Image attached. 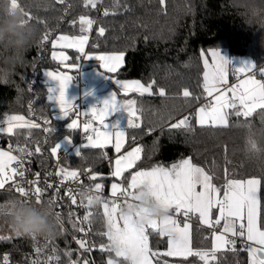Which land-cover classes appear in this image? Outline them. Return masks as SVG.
<instances>
[{
    "label": "trees",
    "instance_id": "trees-1",
    "mask_svg": "<svg viewBox=\"0 0 264 264\" xmlns=\"http://www.w3.org/2000/svg\"><path fill=\"white\" fill-rule=\"evenodd\" d=\"M25 11L31 13L32 23L37 25L40 40L28 53V58L7 85H0V120L5 115H21L26 120H35L42 127L29 129L17 128L13 134L3 135V144L26 143L29 139L33 145H39L41 152L32 162L37 173L46 174L54 165L55 157L50 148L56 143L70 137L78 141V133L68 125L73 115L56 119V110L48 99V84L43 80L44 72L60 71L63 66L52 58L56 50L51 41L61 34L80 35L79 16L86 15L97 22L93 24L86 51L99 53H124V65L116 77L126 80H140L142 83L155 81L151 95H132L137 100V107L142 108L140 127L131 130L128 145L137 141L142 145L143 157L134 167L150 168L157 164L165 167L181 159L191 157L193 162L204 167L212 176L213 182L222 188L226 178L247 179L251 176L264 177V155L250 156L246 151L245 123L251 122L257 128L262 126L260 110L249 118L229 117L226 127H201L195 123V109L202 104L199 101L186 100L182 96L187 87L196 95L202 94L204 65L201 51L207 53L210 48L225 50L232 57H250L256 67L264 65V22L249 19V0H98L95 9L84 5V0H20ZM108 9V15L104 10ZM76 20L74 25L71 21ZM45 24L47 27H45ZM250 24V25H248ZM105 27L103 36L98 34V27ZM45 32L49 40L42 41ZM70 63H77L76 50H68ZM258 75L261 77L258 71ZM262 78V77H261ZM159 87L165 89V95L159 94ZM29 102L32 111L29 112ZM162 109L169 113L166 120H157L153 113ZM189 116L193 127L191 130L170 129L169 124L177 119ZM54 129L43 132V118ZM135 137V142H133ZM32 140V141H31ZM62 147L60 146V149ZM226 149V151H225ZM107 154L105 157L104 154ZM82 156H87L88 163L82 158H66L62 167L77 168L79 175L91 171L98 173L91 183H101L108 190L115 181L111 176L109 160L114 157L112 148L94 149L87 147ZM227 169V176L225 175ZM131 171V170H130ZM128 172L122 178L127 183ZM10 194L0 193V203ZM261 204L264 206V187L260 192ZM72 209H67V215ZM70 226L71 223L68 222ZM193 248L210 249L212 232L208 228L193 224ZM105 218L100 206L92 208L90 237L98 243L107 244ZM0 236H11L10 240H0V259L5 253H12L15 260L21 259L22 252L28 247L26 236L13 234L8 221L0 218ZM63 261L68 264L65 253L71 250L72 260L83 264V260L74 250L70 238L62 230L53 238ZM153 251L164 253L167 249L165 238L151 234ZM237 242L236 247H242ZM217 260L210 264H247V252L233 253L228 250L217 252ZM100 264H106L108 253L98 256ZM159 264H203L198 257L173 258L158 256Z\"/></svg>",
    "mask_w": 264,
    "mask_h": 264
},
{
    "label": "snow or ice",
    "instance_id": "snow-or-ice-1",
    "mask_svg": "<svg viewBox=\"0 0 264 264\" xmlns=\"http://www.w3.org/2000/svg\"><path fill=\"white\" fill-rule=\"evenodd\" d=\"M64 4L65 0H58ZM160 4L165 5V0H159ZM98 0H84L86 7L95 9ZM12 6H17V0H12ZM108 15V9L104 10ZM29 21L34 17L30 12L25 11ZM76 24L77 21H71ZM95 21L89 16H79L80 35L61 34L51 41L53 48L75 49L80 55L75 57L76 61L95 57L101 62V66L106 73H115L123 63L124 53H105L89 52L86 46L89 43L87 33L91 32ZM45 27L47 25L45 24ZM98 34L103 36L106 29L103 26L98 27ZM49 40V33L45 32L42 41ZM200 56L203 60L204 71L201 84L202 94L196 95L189 88L182 90V96L186 100L199 101L201 96L205 103L200 104L194 112L195 123L201 127H226L229 125V117L249 118L260 110L264 116V67L258 69L261 79L256 78V65L247 63L244 66L235 68L234 74L237 76V83H229V66L231 62L226 59L218 48H210L207 53L201 51ZM52 58L57 60L69 70H77L79 63H68L70 57L63 51H53ZM51 79L59 82V92L55 97L49 96V99H56L64 117L81 115L89 117L83 122L77 118H72L68 127L70 129H82L87 133V143L85 147L94 149H103L111 145L117 154L112 164L111 176L114 178L124 177L128 172L127 184L111 183V192L114 199L105 200L103 203V214L105 217L106 231L101 235L107 237V244L99 245L101 252L108 253L106 264H124L130 257L132 264H154L156 257L164 255L168 257H198L203 264H210V261H216L217 251L224 249L233 253L241 251L247 252V264H264V206L261 204L260 192L264 187V177L251 176L247 179H228L226 178L222 188L213 182V176L202 166L193 162L191 157L179 160L170 167L157 164L150 168H140L134 170V165L141 159L142 147L137 145L130 150L122 151L126 142V131L119 130L116 124L109 128L106 123L107 118L114 111L122 106L129 114L128 127L139 128L142 108L137 107L136 99L118 100L116 93H113L111 100L105 101L100 108L93 107L89 113H81L72 101L66 98V89L73 80V76L67 71H52L46 73ZM243 78H240V77ZM111 77V76H110ZM114 79L113 77H111ZM120 89L125 93H139L140 95L153 93L155 81L142 83L140 80H115ZM55 89H49L53 92ZM159 94L165 95V89L159 87ZM32 111L31 102H29V112ZM51 121L43 118V132L49 133L54 129L48 127ZM0 126V134H13L14 129L27 127L29 129H39L42 127L35 120H26L21 115H5V119ZM192 120L189 116H183L177 119L175 123H170V129L191 130ZM70 139V137H68ZM135 142V137L132 138ZM20 155H14L11 145L9 150L0 148V190H14L19 197L32 198L37 203L47 201L56 206L60 197V188L55 187L53 194L45 198V188L39 186L40 173L37 172L35 180H28L30 187H25L22 183L25 177V170L13 167V162L22 164V157L31 155V150L17 146L15 149ZM60 145L56 143L50 148L54 157L58 158ZM226 151V149H225ZM35 152L40 153L41 147L37 145ZM77 155H81L80 152ZM107 157V154H104ZM131 170V171H129ZM86 171H90L86 170ZM57 175L63 180H78L79 170L77 168H66L59 166ZM98 173L93 172L88 177L89 180H95ZM227 176V169H225ZM148 183L152 194L164 205L173 209V215L165 221H156L149 219L143 225H137L133 218L121 216L119 209L121 205L128 204L130 200L135 199V188L138 184ZM52 184H47V189H53ZM92 191L99 193L103 189V184L94 183L90 185ZM66 195L71 197V203H77L76 196L72 195L71 190H67ZM93 197H88V203L81 204L88 208ZM56 215L61 221V231L64 229V217L60 211ZM72 213H68V222L74 229L84 233V227H78L79 224L88 223L91 230V212H85L83 218L72 219ZM142 215L137 210L136 216ZM177 215H182L183 220H178ZM198 216L199 221L209 228H215L221 225L222 228L212 232L213 242L210 249H200L192 247L191 224L188 222L192 216ZM213 216L215 217L213 219ZM151 229L161 236H167V250L164 253L153 251L149 246V232ZM14 235L20 236L12 231ZM11 236H0V240H10ZM35 240V237H31ZM237 239L242 243V247L237 248ZM76 243L80 248L90 250L84 239H79ZM118 244L119 249L114 253L113 244ZM37 258L31 260V264H48L55 259L59 264V257L54 255L47 256L46 261L40 260L43 249L34 245ZM56 253V248L51 249ZM69 257L68 264H78L77 260H72V252L68 250L65 253ZM2 264H10V256L5 253L2 257ZM83 264H89L87 260ZM155 264H159L156 260ZM167 264V262H165Z\"/></svg>",
    "mask_w": 264,
    "mask_h": 264
},
{
    "label": "clouds",
    "instance_id": "clouds-1",
    "mask_svg": "<svg viewBox=\"0 0 264 264\" xmlns=\"http://www.w3.org/2000/svg\"><path fill=\"white\" fill-rule=\"evenodd\" d=\"M248 10L249 19L264 22V0H249ZM39 40L37 25L27 19L20 0H17L16 7L12 6V0H0V85L7 86L12 82L16 71L25 65L28 53ZM153 115L157 120H166L170 114L157 109ZM243 127L246 130L247 153L250 156L264 155V117L259 128L251 122ZM82 159L85 163L89 162L87 156H82ZM79 194L81 200L87 203L88 197H93L90 207H98L105 202L89 185L82 187ZM137 210L142 212L139 217L136 216ZM119 213L133 218L137 225H143L149 219L165 221L173 215V209L157 200L149 184L143 183L136 186L135 199L121 205ZM0 218H5L12 231L21 236L52 239L61 231L55 207L47 201L37 203L32 198L9 196L0 203ZM118 249L119 245L114 243L113 252ZM124 264H132L131 258Z\"/></svg>",
    "mask_w": 264,
    "mask_h": 264
},
{
    "label": "built area",
    "instance_id": "built-area-1",
    "mask_svg": "<svg viewBox=\"0 0 264 264\" xmlns=\"http://www.w3.org/2000/svg\"><path fill=\"white\" fill-rule=\"evenodd\" d=\"M96 22H97V19H95V23ZM260 67H264V65ZM260 67H257L254 70L256 71V75ZM233 69H234V66L232 65L230 67L231 74H234ZM74 79L78 83L79 88H83L85 86V83L81 77L80 70H78L75 73ZM202 103H205L204 98H203ZM79 111L83 113L81 110ZM73 118H77V117L73 115ZM77 119L83 122L85 119H90V116L85 117L81 115ZM74 131L78 133V141L74 142L73 146H71L70 148L62 147L59 150L58 158L55 157L54 165L52 166L50 171L46 174H40L39 186L46 189L44 193L45 198L53 194L55 187L58 186L60 188L59 195L60 197H62V199L57 200L55 210L60 211L62 213V216L64 217L65 222H64L63 231L70 238V241L72 242L74 246V250L78 253V255L81 257L83 261L87 260L89 264H100L98 256L105 252H101L100 247H99L100 243L95 242L90 237L91 230L89 231L88 223H84L82 225L78 223V227L82 226L85 228V232L81 233L77 229H74L72 226L68 224L69 218L67 215V209H72L74 213L73 220H76L77 217L82 219L86 211L92 213L93 207L85 208L81 204V198L79 194L81 188L84 187L85 185H89V186L93 185V183H91L90 180L88 179V177L91 175L90 174L91 171H88L87 173L79 175L78 180H63L61 176L57 175L58 167L62 166V163L66 158L75 157V156H77L78 158H82L83 150L87 148L85 147L87 143V140H86L87 133L83 132L82 129H75ZM26 140L27 142L23 144L16 143V144H9V145H11L14 155H20L19 152L15 150L18 145L21 147H25L31 150L32 152L31 155L25 154L22 157L23 159L22 164H17L13 162V167H17L18 169L25 170V177L23 178L22 183L27 188V187H30L27 184V181L36 179V175H35L36 172L32 168V162L35 160V158H37V156L40 153L35 152L36 146L33 145V143H31L29 139H26ZM9 145H2V143L0 142V148H2L3 150H9ZM76 149H78V152H80L81 155H77L78 152L75 151ZM47 184H52L54 186L53 189H47ZM67 190H71L72 195L76 196L77 203L75 205L71 203V197L66 195ZM93 191L95 190L93 189ZM0 193L10 194L12 196H18V194L14 190H11V191L7 190V186L5 190H0ZM98 194L101 195L104 198V200H107V201H111L112 199H114V197L112 196V192H110L105 186L103 187L102 191H100ZM84 204H87V202L85 201ZM178 218L179 220H183L182 215H178ZM197 219H198V216L194 215L191 217V219L188 222L190 224H195ZM90 220H91V217H90ZM208 229L211 232H213L214 230H218L217 226L215 228H208ZM27 238H28V247L22 252L20 260H15L12 253H7L10 256V264H31V260L37 258L34 245L40 246L43 249V252L41 253L39 257L42 262L47 260V256L54 255V256L59 257V264H65L63 261V256L57 250L56 243L53 238L52 239L36 238L35 240H33L31 237H27ZM79 239H84L88 247L90 248V250H85V249L80 248V246L76 243V241ZM238 241L241 242L239 239H237V242ZM53 247L56 248L55 254H53L51 251ZM0 264H2V258L0 259ZM48 264H57V261L53 259L52 261H49Z\"/></svg>",
    "mask_w": 264,
    "mask_h": 264
},
{
    "label": "rangeland",
    "instance_id": "rangeland-1",
    "mask_svg": "<svg viewBox=\"0 0 264 264\" xmlns=\"http://www.w3.org/2000/svg\"><path fill=\"white\" fill-rule=\"evenodd\" d=\"M57 48H59V47H57ZM86 48H87V46H86ZM63 50L64 49H62V50L60 49L58 51H63ZM73 50H75V49H73ZM231 60L233 62L231 65L234 66V69L236 68L234 60H237L238 62L244 61L245 64H247L249 62L250 63L254 62L250 57H232L231 56ZM77 63L80 64V66L77 70H80L82 80L88 85V87L86 89L80 90L78 84L76 83L75 79L73 78V80L71 81V83L69 84V86L66 89V98L69 101H72L74 103V105L78 108V110H81L82 112H85V113H90L91 108H93V107L100 108L101 99L103 98V91H104V93H106L110 96L113 95V91L111 89H104L102 91V88L104 86L110 87L109 83H111L113 81V79L108 77V75L111 77H113V76L116 77V73L119 70L116 73L112 74L113 76L111 74L107 75V74H105V71H103V72L98 73V76L96 78L92 77L89 80H87L85 78V76L83 75V72H82V70L84 71V68L86 69V65H82L81 60H79ZM62 66H63V68L60 71H67V72H69L70 75L73 76V74H74L72 72L73 70H69V69L65 68L64 65H62ZM46 73H47V71L44 72V74H43V80L47 81V83L49 84V89H55V91L49 92V94H48V99H49V96L55 97L56 95H58L59 82L51 79ZM229 74H230V84L237 83L238 82L237 76L235 74L230 73V67H229ZM240 78H243V77L241 76ZM256 78L260 79L257 76H256ZM106 81H108V83ZM136 94L140 95L139 93H135L134 95H136ZM146 95H149V94H144L143 96H146ZM49 100H52V102L54 103L53 108L56 110L55 118L56 119H64L65 117L63 116L56 99H49ZM82 106L84 108H82ZM3 121H4L3 119L0 120V126H3V124H2ZM72 130H75V129H72ZM73 144H74L73 139L72 138L68 139V137H66L60 142L59 145L61 147L70 148L71 146H73ZM75 151L78 152V149H76ZM167 264H171V263H167Z\"/></svg>",
    "mask_w": 264,
    "mask_h": 264
},
{
    "label": "crops",
    "instance_id": "crops-1",
    "mask_svg": "<svg viewBox=\"0 0 264 264\" xmlns=\"http://www.w3.org/2000/svg\"><path fill=\"white\" fill-rule=\"evenodd\" d=\"M61 48H56V50L55 51H58V50H60ZM87 49V48H86ZM62 50V49H61ZM68 50H71V49H64L63 51L64 52H66L67 53V55L70 57V59H71V55H70V53L68 52ZM73 50V49H72ZM220 52H221V54L226 58V59H228L230 62H231V64L233 63L232 62V60H231V56L229 55V53L227 52V51H225V50H220ZM80 55V54H79ZM70 61V60H69ZM68 61V63H70ZM234 63H235V65H236V68H239V67H241V66H244V64H245V62L244 61H241V62H238L237 60H234ZM81 64L82 65H86V69L84 68V71L82 70V72H83V75L85 76V78L87 79V80H89L90 78H96L97 76H98V73H100V72H103V71H105L104 69H103V67L101 66V62L99 61V60H97L95 57H91V58H88V59H81ZM230 64V66L229 67H231L232 65ZM252 64H254V62H252ZM123 65H124V57H123V63L121 64V66H120V68L118 69V70H120L122 67H123ZM117 70V71H118ZM78 70H73L72 72L74 73L73 74V78H74V75H75V73L77 72ZM116 71V72H117ZM115 72V73H116ZM105 74H114V73H106L105 72ZM113 76V75H112ZM258 78H260L261 79V77L258 75V73H257V75H256ZM108 77H110L109 75H108ZM107 77V78H108ZM111 78V77H110ZM113 81L111 82V83H109L110 84V87H103L102 88V91L104 90V89H111L112 91H113V93H116V95H117V99L118 100H124V99H134L133 97H132V95H134L135 93L133 92V93H128V94H125L121 89H120V86L116 83V79H118V80H126V79H119V78H117V77H115V76H113ZM46 83H47V81H45ZM107 83H108V81H106ZM77 83V82H76ZM85 83V82H84ZM229 83H230V74H229ZM48 84V83H47ZM78 84V83H77ZM79 86V85H78ZM88 87V85L85 83V86L83 87V88H79L80 90H82V89H86ZM48 89H49V84H48ZM48 94H49V92H48ZM136 95H138V94H136ZM111 98H112V96H110V95H108V94H106V93H104V91H103V98L101 99V106L100 107H102L103 106V103L105 102V101H108V100H111ZM52 104H53V106H54V103L52 102V100H49ZM82 108H84L83 106H82ZM90 114V113H89ZM56 115V114H55ZM66 118V117H65ZM128 119H129V114H128V112L122 107V106H119L118 107V110L117 111H114V112H112L111 114H110V116L107 118V120H106V123L109 125V128L111 129V126L113 125V124H116L117 126H118V129L119 130H123V131H126V142H125V145H124V148L122 149V151H125V150H130L132 147H135V146H137V145H141V144H139V141H137L135 144H131V145H128V135H129V132L131 131V130H134V129H136V128H129L128 127ZM3 135H5V134H0V142H1V137L3 136ZM2 143V142H1ZM2 145H7V144H3L2 143ZM142 146V145H141ZM104 148H112L113 149V151H114V148L111 146V145H107V146H105ZM143 149V148H142ZM143 150H142V153H141V159H142V157H143ZM117 154L115 153V151H114V157L113 158H111L110 160H109V164L111 165V168H112V164L114 163V159H115V156H116ZM140 159V160H141ZM140 160L139 161H137V163H136V165L140 162ZM136 165H134V167L136 166ZM168 167H170V166H168ZM136 170H139V169H136ZM130 171V170H129ZM127 173V172H126ZM125 173V174H126ZM122 178L123 177H121V178H114L115 179V181L114 182H116V183H123V184H127V183H124V182H122ZM109 191L111 192V187L109 188ZM100 208H101V212H102V214H103V212H104V210H103V206L101 205L100 206ZM103 216H104V214H103ZM105 218V217H104ZM176 218L179 220V218H178V215L176 216ZM215 217L213 216V219H214ZM195 224H198L199 226H202V227H204V228H209L207 225H204V224H202L200 221H199V219H197V221H196V223ZM191 239H192V237H193V235H192V232H193V224H191ZM217 228L218 229H220V228H222V223H221V225H219V226H217ZM107 229H106V223H105V231H106ZM148 232H149V246L151 247V242H150V236H151V234H158L157 232H155V231H153V230H151V229H148ZM160 237H162V238H165L166 239V242H167V236H161V235H159ZM107 238V237H106ZM212 242H213V237H212ZM192 247H193V242H192ZM228 247L226 246L224 249H221V250H219V251H217V252H222V251H225L226 249H227ZM167 250V249H166ZM173 258H184V257H173ZM154 264H155V260H154Z\"/></svg>",
    "mask_w": 264,
    "mask_h": 264
},
{
    "label": "bare ground",
    "instance_id": "bare-ground-1",
    "mask_svg": "<svg viewBox=\"0 0 264 264\" xmlns=\"http://www.w3.org/2000/svg\"><path fill=\"white\" fill-rule=\"evenodd\" d=\"M66 257H68V256H66Z\"/></svg>",
    "mask_w": 264,
    "mask_h": 264
}]
</instances>
